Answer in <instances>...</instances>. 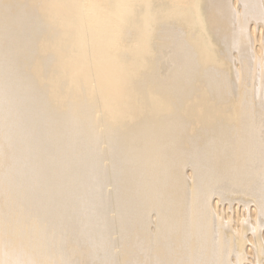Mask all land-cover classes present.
<instances>
[{"label":"bare ground","instance_id":"bare-ground-1","mask_svg":"<svg viewBox=\"0 0 264 264\" xmlns=\"http://www.w3.org/2000/svg\"><path fill=\"white\" fill-rule=\"evenodd\" d=\"M0 264H264V0H0Z\"/></svg>","mask_w":264,"mask_h":264}]
</instances>
